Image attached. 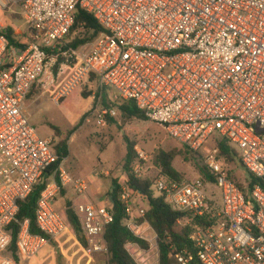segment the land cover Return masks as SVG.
Returning <instances> with one entry per match:
<instances>
[{"label": "built area", "instance_id": "1", "mask_svg": "<svg viewBox=\"0 0 264 264\" xmlns=\"http://www.w3.org/2000/svg\"><path fill=\"white\" fill-rule=\"evenodd\" d=\"M79 10L104 31L72 51V66H61L71 73L56 89L55 104L94 79L100 98L110 90L113 102L133 103L193 153H201L215 136L227 139L263 187L248 198L229 178L216 146L202 157L213 184L201 177L178 183L160 176L153 190L184 215L178 224L186 219L190 226L195 219L209 223L195 226L189 245L171 247L173 264H264V0H0V264H24L51 245L66 257L63 248L72 242L81 260L109 257L106 234L114 214L110 206L88 200L97 172L75 178L65 169L66 159L58 165L36 206L43 236L32 234L30 221L18 217L20 202L59 161L54 140L41 138L31 126L26 103L41 72L48 71L47 51L71 34ZM9 12L13 23L6 20ZM9 28L17 44L10 43ZM94 113L103 126L117 116L114 108L97 107ZM134 172L142 178L139 169ZM115 181L134 239L124 244L125 252L133 264H162L159 236L146 220L148 207H137L143 197L129 186L126 172ZM212 188L221 191V206L209 196ZM67 190L86 199L71 208L84 243L67 211L56 209ZM14 226L19 263L10 253Z\"/></svg>", "mask_w": 264, "mask_h": 264}, {"label": "rangeland", "instance_id": "2", "mask_svg": "<svg viewBox=\"0 0 264 264\" xmlns=\"http://www.w3.org/2000/svg\"><path fill=\"white\" fill-rule=\"evenodd\" d=\"M13 10L17 11V8H13ZM6 20L13 23L11 12L7 13ZM16 24L21 32L25 30L21 20H17ZM86 37H91V33H86L83 28H79L73 34H70L61 46L69 45L76 39ZM58 62L59 59L55 63L50 62L48 71L43 70L40 75L39 89L47 92L48 96L26 103L29 122L43 139H48L55 134L51 125L63 132L62 140L69 138L70 152L68 158H66L65 169L75 178H86L97 172L99 176L90 187L96 186L101 191V197L108 201L105 206H110V189L115 178L125 172L124 165L128 154L126 138L135 145L138 158L133 164L134 170L139 169L142 178L150 181L151 184H154L162 176V171L155 163L157 155L161 152L177 151L175 168L181 180L191 181L202 176L199 172V166H204L202 157L211 153L215 147V138H212L203 148L200 156L188 157L184 153V148L176 140L169 137L161 125L149 120L142 121L131 118L121 111V105L111 100L107 105H104L106 91L100 98L101 93L98 90L97 83L91 84L88 88H84L78 94L73 95L70 101L74 102L70 107H58L51 98L55 93L54 91L71 73L69 67H64L61 71ZM64 63L70 65L71 61L69 64ZM97 107L103 109L114 108L117 111V116L108 118L106 126L100 125L94 113ZM53 140L56 148L60 143V139ZM140 152L145 155L144 159L140 158ZM227 169L231 172L235 182L247 191L248 173L244 170L238 158L230 164L227 162ZM104 172H109V175H105ZM154 194L158 196L157 193L154 192ZM208 194L211 197L214 196L213 199L220 206L222 205V196L219 189L212 188ZM67 195V192H64L58 198L56 209L61 214L66 213L67 203L74 204V201ZM137 207L147 208L146 200L139 199ZM188 226L190 225L186 219L176 226V230L182 231ZM73 245L74 242L63 248L66 257L62 254L61 249L59 250V248L51 245L39 256L24 264H108V259L99 255L92 257V260H81V254H76L77 247ZM58 252L63 257L61 261L58 259Z\"/></svg>", "mask_w": 264, "mask_h": 264}, {"label": "trees", "instance_id": "3", "mask_svg": "<svg viewBox=\"0 0 264 264\" xmlns=\"http://www.w3.org/2000/svg\"><path fill=\"white\" fill-rule=\"evenodd\" d=\"M15 18L16 20H21L19 16ZM79 28H83L86 31V33H91V37L76 39L73 43L69 45H65V46L59 45L55 49H49L47 51L48 52L47 64L52 62L53 59H56V61L57 59H59L58 65H60V68L63 64H65L64 62L69 64V62L71 61L70 66H72L75 61L74 56L72 55V51L79 49L81 46L85 45L88 42L93 41L101 32L104 31V29L95 20V18L84 10L78 11L77 19L71 31V34H73ZM6 35L8 36L9 41L12 45L18 43V40L15 37V33L13 29L9 28L6 31ZM94 83L95 81L94 79H92V84ZM40 92L41 89H39V84H38L32 90L29 99L36 97ZM120 108L125 115L131 118H136L142 121H148L147 117L145 116V113L139 111L133 103H126L122 105ZM51 127L54 129L55 134L58 137L62 136V132L59 129H57L53 125H51ZM213 138H215L214 139V142H216L215 146L220 150L221 155L225 157L226 162H228V164L236 161V159L238 158L239 162L243 167V164L239 157V153L230 144V142L227 139L219 136H215ZM126 141H127L128 154L126 157L124 169L129 178V186L136 193L142 196L143 199L146 200L148 206L146 220L150 222V224L156 230L159 236L162 264H173L174 260L171 257V247L180 250L183 247L189 245V236L193 232V229H196L195 226L205 227L209 223H207L206 221L195 219L193 223H191V226L182 229V231H177L176 226L178 225V221L182 219L184 215L173 211L165 201L164 197L155 196L153 190V184H151L150 181L145 180L143 178H139L135 175L133 164L135 160L138 158L137 153L135 151V145L132 144L127 138ZM68 143H69V138H66L62 140L59 143V145L56 146V148L54 146V150L56 154L59 156L58 163L50 171L46 172L40 184L35 188L32 195L25 201L20 202V212L18 216L19 220L20 221L29 220L30 230L34 235L43 236L42 232L38 229L36 224L35 211H36L37 202L46 184L48 183L52 173L55 171V169L64 159L68 158L69 156ZM182 147L184 148V153L188 157L201 155L200 153L196 154L191 152L185 146ZM176 152L177 151L159 153L155 159V163L158 166V168L162 171V176L167 177L171 181L180 183L183 180H181V177L175 168V162L178 156ZM244 170L248 173L247 179L249 184L247 191H245L235 182L229 170H228V176L249 198L251 196L252 191L256 187L258 186L263 187V183L258 178L250 174L245 168ZM199 172L202 175L200 177L206 180L207 182L211 184L215 182L214 176L211 175L210 172L204 166L203 167L199 166ZM64 192L65 191H63V193ZM110 198L112 199L110 200V209L114 214V221L108 227V231L106 234V239L109 248L108 264H133L131 258L127 255V253L124 250V244L127 241L134 239L131 236L130 232L128 231V228L125 226L126 210H125V206L120 201V188L117 185L116 181H114L113 186L111 188ZM72 205L73 204L70 202L67 203L68 220L70 221L80 241L84 243L81 225L79 223V219L71 209ZM13 228L14 229H13L10 253L13 255L15 261L19 263L20 259L17 250V237H18L19 228L17 226H14ZM58 259L59 261L63 260V257L60 252H58Z\"/></svg>", "mask_w": 264, "mask_h": 264}, {"label": "crops", "instance_id": "4", "mask_svg": "<svg viewBox=\"0 0 264 264\" xmlns=\"http://www.w3.org/2000/svg\"><path fill=\"white\" fill-rule=\"evenodd\" d=\"M55 92V91H54ZM78 94V93H76ZM44 96H48V93L45 91H41L36 97L32 98V99H28L29 102L33 101V100H37L39 98H43ZM113 92L110 90H106L105 94H104V105H107L109 103V100L113 101ZM53 101V97L51 98ZM71 98L65 100L61 105H57L58 107H62V106H71L73 104L74 101H70ZM54 102V101H53ZM55 103V102H54ZM27 110V109H26ZM61 131V130H60ZM62 132V131H61ZM63 132H62V136H63ZM62 136L58 137L56 134H54L52 137V139H60V142L62 141ZM70 152V151H69ZM90 176V175H89ZM87 176V177H89ZM95 182V181H94ZM67 192V196L71 198V200L74 201V204L76 203H83L86 202V199H84L83 197H79L77 194H75L72 190H67L65 191ZM111 192V189H110ZM102 193L101 191L98 190V188H96V186L94 187H90L89 191H88V200L96 203L97 205H101V206H105L107 204L108 201H106L105 199H103L101 197ZM66 196V197H67ZM66 199V198H64ZM110 199V198H109ZM110 201V200H109ZM65 202V201H64ZM58 204V200L56 203V206ZM65 204V203H64Z\"/></svg>", "mask_w": 264, "mask_h": 264}, {"label": "water", "instance_id": "5", "mask_svg": "<svg viewBox=\"0 0 264 264\" xmlns=\"http://www.w3.org/2000/svg\"><path fill=\"white\" fill-rule=\"evenodd\" d=\"M110 200H112V199L110 198Z\"/></svg>", "mask_w": 264, "mask_h": 264}]
</instances>
